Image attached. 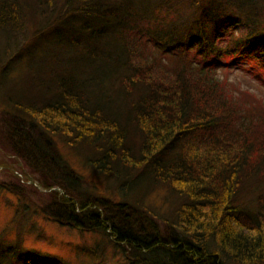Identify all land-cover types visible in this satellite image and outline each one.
<instances>
[{"label": "trees", "instance_id": "trees-1", "mask_svg": "<svg viewBox=\"0 0 264 264\" xmlns=\"http://www.w3.org/2000/svg\"><path fill=\"white\" fill-rule=\"evenodd\" d=\"M263 2L0 0V264H264V101L215 74L264 72ZM42 222L96 241L38 249Z\"/></svg>", "mask_w": 264, "mask_h": 264}, {"label": "rangeland", "instance_id": "rangeland-1", "mask_svg": "<svg viewBox=\"0 0 264 264\" xmlns=\"http://www.w3.org/2000/svg\"><path fill=\"white\" fill-rule=\"evenodd\" d=\"M252 6V5H251ZM261 8H257L256 6H252V9L264 16V2L260 6ZM22 33V32H21ZM239 33V28H235V35ZM24 36V31L22 34H13L11 38L5 34L4 37L0 38V63L2 64L7 59H10L14 54V51L19 44L22 43V38ZM7 51V52H6ZM264 53V50L260 52V55ZM216 77L218 78V82H224V86L226 89H234V90H244L248 93L261 98L264 101V81L260 78L261 73H264L262 69L258 68L256 65H249L244 60L235 61L233 59H227L224 61L223 59H219L216 65ZM264 128V127H263ZM9 153H11L9 141L6 138L5 128L0 124V160L13 162V159L9 157ZM75 165V164H74ZM77 169L82 171L85 175V170H83L80 166L75 165ZM1 170V168H0ZM18 175L23 177L20 172H17ZM30 173V172H29ZM28 173V174H29ZM91 180H95L100 184L98 180V176L92 173H87ZM40 174H36L39 177ZM2 176L0 171V177ZM34 175V177L36 178ZM41 178V175H40ZM35 180L32 184L36 185L37 188L42 190L40 194L44 195L45 191L43 187ZM29 184V183H28ZM101 185V184H100ZM103 186V185H101ZM35 193H39L34 190ZM38 196V195H36ZM48 197L38 198L40 201L46 200ZM3 200H0V227L6 223L8 218L12 213V210H9L7 203L10 201L6 200V197L3 196ZM156 202L159 200L155 197ZM42 225L45 226L44 229V237L34 240L33 238H29L28 244L34 245L38 249H42L47 252L60 253L62 255H66L72 253L71 244H81L83 240L91 241L93 244L96 241L95 234H79L77 230L69 229L66 227H62L56 223L52 222H42ZM70 247V248H69ZM72 258V257H71ZM74 259V258H73Z\"/></svg>", "mask_w": 264, "mask_h": 264}, {"label": "bare ground", "instance_id": "bare-ground-1", "mask_svg": "<svg viewBox=\"0 0 264 264\" xmlns=\"http://www.w3.org/2000/svg\"><path fill=\"white\" fill-rule=\"evenodd\" d=\"M113 83H115V81H113ZM121 97V96H120ZM44 190H46V189H44ZM6 205H8V208H9V210H12V207L7 203ZM12 214V213H11ZM10 217H11V215H10ZM9 219L10 218H8V220L6 221V223H4V224H7V222L9 221ZM52 223H55V222H52ZM3 224V225H4ZM57 224V223H56ZM79 234H83V235H85V234H88V233H79ZM87 240H83V242H86ZM82 244V243H81ZM72 249L75 251V252H79V249L77 248V247H72ZM72 252V253H69V254H66V255H63V256H67V255H71V257H73L74 258V256L76 255V253L75 252ZM60 254V253H59ZM62 255V254H61Z\"/></svg>", "mask_w": 264, "mask_h": 264}, {"label": "water", "instance_id": "water-1", "mask_svg": "<svg viewBox=\"0 0 264 264\" xmlns=\"http://www.w3.org/2000/svg\"><path fill=\"white\" fill-rule=\"evenodd\" d=\"M56 188L57 190H59L60 192H62V189L60 187H54Z\"/></svg>", "mask_w": 264, "mask_h": 264}]
</instances>
